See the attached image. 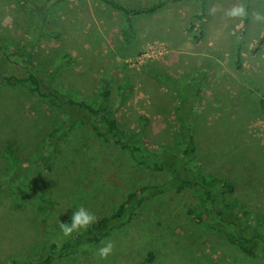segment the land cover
I'll return each instance as SVG.
<instances>
[{"label": "rangeland", "instance_id": "374dc122", "mask_svg": "<svg viewBox=\"0 0 264 264\" xmlns=\"http://www.w3.org/2000/svg\"><path fill=\"white\" fill-rule=\"evenodd\" d=\"M18 2L0 0V31L21 40L37 25ZM203 5L201 21L195 18L200 1L178 0L132 16L127 27L122 13L99 0H65L43 24L53 35L34 49V61L41 76L53 73L61 93L86 102L99 100L104 85L106 108L151 153L173 149L176 109L184 100L202 175L214 185L230 181L225 202L237 216L241 207L250 210L248 224L255 228L256 220L264 224V0ZM238 7L245 15H229ZM237 45L240 68L234 65ZM9 64L0 55V74L22 73ZM79 114L72 108L63 114L0 82V264L35 262L51 242L65 238L60 222L70 224L81 206L100 219L127 195L138 199L152 186L162 191L134 208L127 222L112 225L102 242L54 264H143L147 252L151 264H262L263 257L245 256L209 227L212 213L202 223L185 213L199 197L175 192L165 171L137 164L87 126L72 122L55 139L52 155L42 156L49 132ZM108 241L113 251L101 259Z\"/></svg>", "mask_w": 264, "mask_h": 264}, {"label": "trees", "instance_id": "16d2710c", "mask_svg": "<svg viewBox=\"0 0 264 264\" xmlns=\"http://www.w3.org/2000/svg\"><path fill=\"white\" fill-rule=\"evenodd\" d=\"M64 1L19 0L18 4L24 11L26 20L28 22L34 21L37 26L33 25L32 34L21 40L11 39L0 31V55L6 62L10 63L9 66L11 67L8 68H17L18 71L22 72L20 74L2 73L0 74V82L9 87L18 86L32 96L44 99L50 107L61 111L63 114H67L69 108L80 112L79 115H73V118L69 116L66 119H62L49 132L44 144L48 149L42 156L52 155L56 150L55 139L61 137L72 122L87 126L97 138L127 152L137 164L148 167L151 170L165 171L168 181L175 192H188L197 198L199 197L200 200L197 206L185 209V213L190 215L197 223L206 221L207 216L212 213L213 220L208 225L228 245L236 248L245 256H261L264 258V224L256 220L257 227H251L248 221L253 219V216L251 211L244 207H241L240 215L237 216L235 212L232 213V205L226 203L223 197L225 193L231 194L233 192L231 182L223 180L219 185H214V178L207 179L208 177L202 175L201 164L195 162L197 161L198 144L192 133V116L188 112L191 109L186 106L184 100H180L176 109L179 116L176 117L175 130L173 132V149L162 151V154L151 153V151L147 150L138 133L122 128L110 110L106 108L104 105L106 100L104 85L101 86V97L99 100L86 102L70 94L61 93L57 87L53 86V73L44 74L43 76L39 74V69L41 68L34 61V49L39 46L44 38L53 35V33L44 29L43 24L49 20L55 8L59 7ZM99 1L122 13L126 18L128 27L127 21L129 22L132 16L153 13L157 9L178 0H153L149 4L132 6L117 0ZM198 1H200L201 7L195 13V18L201 21L204 15V0ZM239 49L240 46L237 45L234 57L236 68L241 67ZM60 57L64 58L66 55L60 54ZM260 103H262V100H260ZM6 151L9 159L12 156L10 148L7 147ZM146 187L139 188V191L142 192L144 189H148ZM161 191L160 186H152L149 194L140 196L138 199H134L133 194L127 195L126 199L118 204L113 213L96 219V222L87 229L73 232L71 236L65 237L58 242H51L47 251L35 262H26L24 264H54L57 259L69 257L85 246L102 242L109 235L112 225H120L119 222H127L134 208ZM198 191L200 192L198 193ZM216 203H218L219 208L216 207ZM229 216H231V219H229ZM239 230L242 232H239ZM246 231H249V234H246ZM220 254L222 257L226 255L225 252ZM151 261L152 253L147 252L143 258V264H151ZM10 264L18 263L12 261ZM262 264H264V261Z\"/></svg>", "mask_w": 264, "mask_h": 264}, {"label": "clouds", "instance_id": "9594fccd", "mask_svg": "<svg viewBox=\"0 0 264 264\" xmlns=\"http://www.w3.org/2000/svg\"><path fill=\"white\" fill-rule=\"evenodd\" d=\"M231 16H243L245 15V9L243 7L233 8L229 13ZM256 19H262L257 14ZM96 216L90 213L87 209L81 206L77 211L72 213L71 223L60 222V229L65 237H69L73 232L81 229H87L91 224L96 222ZM113 243L108 241L103 247L99 249V256L101 259H106L113 251Z\"/></svg>", "mask_w": 264, "mask_h": 264}]
</instances>
